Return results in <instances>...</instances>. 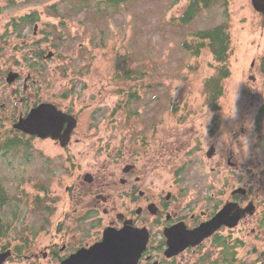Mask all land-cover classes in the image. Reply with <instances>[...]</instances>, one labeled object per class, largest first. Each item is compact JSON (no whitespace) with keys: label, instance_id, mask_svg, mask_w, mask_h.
Segmentation results:
<instances>
[{"label":"rangeland","instance_id":"rangeland-1","mask_svg":"<svg viewBox=\"0 0 264 264\" xmlns=\"http://www.w3.org/2000/svg\"><path fill=\"white\" fill-rule=\"evenodd\" d=\"M109 1L4 0L2 12L3 18H40L48 39L56 37L48 48L57 54L54 61L47 63L43 77L46 74V79L60 78L76 93L85 88L89 109L104 114L111 104L129 105L125 107L128 118L124 126L132 127L135 134L149 133L152 127L161 126L200 127L222 113L232 115L234 121L246 111L252 116L258 111L257 101L264 96V73L258 69L254 89L247 90L252 84L246 72L252 61L259 64L264 57V18L257 16L250 0H212L207 8L198 0L199 12L187 25L181 24L180 18L189 0H120L113 7L108 6ZM32 25L23 27L31 30ZM224 25L229 56L225 66L229 73L220 82L221 97L216 103L218 109L213 110L216 107L208 100L210 89L206 83L219 74L221 64L215 61L212 50L204 48L192 56L194 49L188 51L185 44L193 46L196 33ZM3 30L6 31L5 22ZM13 130L1 122L0 188L6 199L0 206V250L3 246L11 250L23 246L21 256L11 257L5 264H60L56 258L34 260L30 255L44 252L51 244L64 255L61 244L72 237L79 240L78 245L92 243L98 236L91 228L102 216L83 215L84 211L77 207L80 197L65 191L71 183L54 163L49 167L53 176L48 187L43 178L45 167L40 166L43 162L30 160L28 143L18 142ZM103 131L106 144L108 132ZM6 146L11 150L6 152ZM192 160L188 155L182 161L164 158L157 170L155 193L161 194L163 189L164 194L170 191L178 197L181 185H175L176 179L183 178L185 191L178 198L187 202L190 175H199V183L204 180L201 175L208 174L204 167L192 168ZM89 162V158L84 162V173L91 169L86 167ZM198 183L197 190L201 191ZM45 184L49 191L43 193L39 188L44 189ZM208 184L202 183V189H207ZM38 195L39 199L34 198ZM73 207L78 210L75 215ZM61 222L67 224V232ZM226 233L224 246L216 247L209 241L197 251L182 254L183 263L198 264L209 257L217 264L221 260L223 264L250 261L251 257H246L249 247L238 249L236 245L238 229ZM249 238L258 244L257 239ZM261 239L259 247L263 248L264 236ZM208 248L212 255H204Z\"/></svg>","mask_w":264,"mask_h":264},{"label":"flooded vegetation","instance_id":"flooded-vegetation-1","mask_svg":"<svg viewBox=\"0 0 264 264\" xmlns=\"http://www.w3.org/2000/svg\"><path fill=\"white\" fill-rule=\"evenodd\" d=\"M3 3L0 0V124L14 129L20 119L41 105H52L65 115L67 119L54 137L29 136L16 129L14 134L19 137L18 142L28 143L30 160L43 162L40 166L45 167L43 178L48 181V187L53 176L49 167L54 163L62 168L71 183L65 191L71 190L73 197H80L77 207L84 211L83 215L102 216L91 228L98 236L92 243L78 245L79 240L72 237L61 244L64 255L58 254V247L51 244L42 253H32L31 259L56 258L61 263L78 250L100 243L107 229L121 231L129 227L145 230L148 235L137 264H184L182 254L197 251L209 241L213 246L222 247L227 240L224 233L238 229L236 245L238 249L249 247L246 257L251 260L236 263L264 264V247H259V240L264 236V96L257 101L258 111L253 116L246 111L233 121L232 115L222 113L200 127L165 129L161 126L152 127L149 133L135 134L132 127L124 126L128 118L125 107L129 105L111 104L104 114L89 109L84 99L85 88L76 93L60 78H44L47 63L57 56L49 49L56 37L48 39L40 18H3ZM257 16L264 18L260 12ZM32 23L31 30L23 27ZM262 59L259 64L252 61L247 69L246 76L252 84L247 90L254 89L257 70L264 73ZM2 82L5 86L1 87ZM212 85L214 81L208 80V100L216 103ZM96 88L98 91L99 85ZM101 130L108 132L106 144ZM184 155L193 159L192 168L208 170L207 175H201L204 180L199 183V175H190L187 190L190 195L185 205L178 198L185 191L181 184L183 178L176 179L175 185H181L178 197L170 191L164 194L163 189L161 194H156L154 189L157 170L164 158L182 161ZM88 158L90 165L86 167L91 169L84 173ZM207 181V189L203 190L201 184ZM196 183L201 191L197 190ZM39 190L45 193L49 188L45 184ZM34 198L39 199V195ZM224 208L226 221L211 237L177 255L166 256V234L193 231ZM77 211L73 207V215ZM61 225L67 232V224L61 222ZM249 236L257 239L258 244ZM205 251L204 255H212L209 248ZM13 255L18 257L16 253ZM209 259L203 258L200 263L217 264ZM217 260L220 262L219 257ZM231 260L235 263L234 255Z\"/></svg>","mask_w":264,"mask_h":264},{"label":"water","instance_id":"water-1","mask_svg":"<svg viewBox=\"0 0 264 264\" xmlns=\"http://www.w3.org/2000/svg\"><path fill=\"white\" fill-rule=\"evenodd\" d=\"M253 8L264 15V0H251ZM67 117L59 113L52 105H41L32 110L24 119H20L13 126L25 134L46 138L54 137L61 131L63 122ZM225 208L217 213L213 219L193 231L177 235H167L168 249L166 256L179 254L188 247L200 245L211 237L225 223ZM235 224V222L233 223ZM148 238L145 230L136 231L125 228L121 231L107 229L102 241L89 249H80L69 256L61 264H137V261L145 249ZM11 256V251L0 253V264H5Z\"/></svg>","mask_w":264,"mask_h":264},{"label":"trees","instance_id":"trees-1","mask_svg":"<svg viewBox=\"0 0 264 264\" xmlns=\"http://www.w3.org/2000/svg\"><path fill=\"white\" fill-rule=\"evenodd\" d=\"M180 0H176V2H179ZM202 1L206 8L209 7V2L212 0H199ZM121 3L120 0H110L108 3V6H118V4ZM197 6L199 7V2L198 0H189V6L187 8V10L185 11V13L183 14V16L180 18V23L183 25H187L189 24L193 19H194V14L195 12H197ZM199 12V11H198ZM224 30H226V26L224 25V27L220 26L217 28H213L211 30L205 31V32H199L198 34L196 33L194 35L195 39L197 40V42H194V44H192L193 46L188 47L185 44V48L189 51H191L192 56H197L199 55L202 49L204 48H208L209 50H212V54L215 58V61L220 63V71L219 73V77H215L212 78V81H214V90L212 92V94L214 96H216L215 101L218 100L219 96H220V92H218V88L220 87V82L222 79L228 77V68L225 66L226 62H227V55H226V39H227V35H225L223 32ZM226 32V31H225ZM262 62L264 63V58L262 59ZM214 103V101H213ZM215 107H216V103H215ZM8 143H13V140H7ZM6 196L3 193V190L0 188V206H2L5 202ZM38 202V200L36 201ZM1 229V227H0ZM23 246H18L17 248H13L12 252L16 253L18 255V257L21 256V251ZM10 249L8 246H3L0 250V252L6 251ZM11 257H16L14 255H12ZM10 257V258H11ZM9 258V259H10ZM8 259V260H9Z\"/></svg>","mask_w":264,"mask_h":264}]
</instances>
